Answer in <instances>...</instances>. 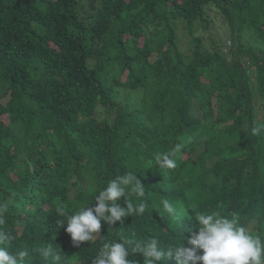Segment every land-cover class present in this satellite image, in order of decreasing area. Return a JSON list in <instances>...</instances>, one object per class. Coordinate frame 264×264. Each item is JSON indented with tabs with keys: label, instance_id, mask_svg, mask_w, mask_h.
I'll return each instance as SVG.
<instances>
[{
	"label": "trees",
	"instance_id": "obj_1",
	"mask_svg": "<svg viewBox=\"0 0 264 264\" xmlns=\"http://www.w3.org/2000/svg\"><path fill=\"white\" fill-rule=\"evenodd\" d=\"M210 8L237 37L228 52L195 36ZM180 27L189 53L178 48ZM248 29L264 47V0H0V203L8 205L0 228L13 237L9 250H28L24 264H92L104 241L121 236L190 246L202 212L236 213L264 239V134L251 132L264 123V48L259 55L241 43ZM176 144L177 166L158 167L156 156ZM128 171L145 186L146 212L102 221L97 238L74 247L56 208L93 207ZM47 242L59 261L41 254ZM128 259L143 264L139 253Z\"/></svg>",
	"mask_w": 264,
	"mask_h": 264
},
{
	"label": "clouds",
	"instance_id": "obj_2",
	"mask_svg": "<svg viewBox=\"0 0 264 264\" xmlns=\"http://www.w3.org/2000/svg\"><path fill=\"white\" fill-rule=\"evenodd\" d=\"M251 132L256 136L264 134V123L257 122ZM181 148L182 145L176 144L171 152L157 155V166L174 169L177 164L173 157ZM135 173L128 171L111 179L95 195L93 207L82 205L73 213H69L64 204L56 208L57 227L67 225L64 230L70 235L74 247L97 238L102 221L113 225L125 217L146 212L145 186ZM130 195L137 198L136 203L132 202ZM121 197L125 199V207L118 203ZM162 204L173 219L177 218V209L168 200ZM7 207L6 203H0V225L5 223ZM194 219L199 228L190 239H186L190 246H184L183 242L163 245L158 237L135 240L121 236L104 241L92 264H135L128 259L130 253L142 255L143 264H164L166 258H173L176 264H264V239L245 227L238 214L232 213L229 217L217 212H202ZM12 239L11 233L0 228V264H24L29 255L26 249L11 252ZM40 252L45 258L61 259L59 247L51 242L45 243Z\"/></svg>",
	"mask_w": 264,
	"mask_h": 264
},
{
	"label": "rangeland",
	"instance_id": "obj_3",
	"mask_svg": "<svg viewBox=\"0 0 264 264\" xmlns=\"http://www.w3.org/2000/svg\"><path fill=\"white\" fill-rule=\"evenodd\" d=\"M206 19L208 21V26L206 28L198 27L195 31V36L200 38L204 47L213 51L214 43L216 46H222L224 52H228L229 49H234L238 42L236 35H231L232 38L229 36L227 26L213 8L207 10ZM181 27H184V25H181ZM181 27L176 29L178 48L183 53H189L192 46L190 43V37L186 30ZM241 43L259 55L261 54V50L264 48L256 34L250 29L241 34Z\"/></svg>",
	"mask_w": 264,
	"mask_h": 264
},
{
	"label": "bare ground",
	"instance_id": "obj_4",
	"mask_svg": "<svg viewBox=\"0 0 264 264\" xmlns=\"http://www.w3.org/2000/svg\"><path fill=\"white\" fill-rule=\"evenodd\" d=\"M200 44V43H199ZM198 48V47H197ZM165 92V91H164ZM252 120V119H251ZM232 122V121H231ZM209 123V122H208ZM244 133V132H243ZM59 164V163H58ZM222 164V163H221ZM193 177V176H192Z\"/></svg>",
	"mask_w": 264,
	"mask_h": 264
}]
</instances>
